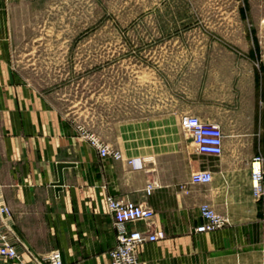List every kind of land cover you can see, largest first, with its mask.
Instances as JSON below:
<instances>
[{
	"label": "crops",
	"instance_id": "crops-1",
	"mask_svg": "<svg viewBox=\"0 0 264 264\" xmlns=\"http://www.w3.org/2000/svg\"><path fill=\"white\" fill-rule=\"evenodd\" d=\"M27 12V2L0 0V196L24 246L38 257L60 251L64 264H111L109 253L117 245L108 207L113 197L152 208V230L166 235L141 247L142 264H264V224L252 187V162L264 158V52L255 48L203 74L229 78L222 97L193 92L185 110L149 122L100 120L97 135L122 156L102 159L54 93L16 69L15 60L32 59L39 46L51 44L27 45L18 35V19ZM185 116L222 128L221 158L197 152L183 129ZM134 159L143 160V169L129 164ZM60 164L71 167L57 192ZM205 169L213 181L191 184V176ZM149 184L155 186L151 196ZM202 205L229 225L197 234ZM130 228L148 230L144 223Z\"/></svg>",
	"mask_w": 264,
	"mask_h": 264
},
{
	"label": "rangeland",
	"instance_id": "rangeland-1",
	"mask_svg": "<svg viewBox=\"0 0 264 264\" xmlns=\"http://www.w3.org/2000/svg\"><path fill=\"white\" fill-rule=\"evenodd\" d=\"M20 2L29 12L18 35L51 44L15 60L16 69L94 135L100 120L149 122L185 110L193 92L222 97L229 78L203 74L264 52V0Z\"/></svg>",
	"mask_w": 264,
	"mask_h": 264
},
{
	"label": "built area",
	"instance_id": "built-area-1",
	"mask_svg": "<svg viewBox=\"0 0 264 264\" xmlns=\"http://www.w3.org/2000/svg\"><path fill=\"white\" fill-rule=\"evenodd\" d=\"M20 1L23 0H6L8 3ZM182 125L184 131L192 138L200 155L212 158L223 156L225 135L219 125L206 124L196 116L183 117ZM77 128L81 138L89 142L102 159L108 157L115 160L122 159L121 154L100 137L89 133L82 126ZM129 164L136 170L144 167V162L140 159L130 160ZM212 181L213 172L209 169L198 171L191 176V184L194 185H207ZM252 187L253 195L261 206L264 224V158L262 156L254 158L252 162ZM154 189V184H149L146 189L147 195L151 196ZM108 207L117 228V245L109 253L111 264H142L141 247L166 237L164 232L151 228L155 218L154 210L143 204L125 202L113 197L108 198ZM200 214L204 223L196 229L197 234L213 233L229 225V220L216 213L209 205H202ZM12 217L11 208L2 202L0 196V264H64L60 251H53L46 257H38L25 247L14 230ZM137 223H144L148 230L130 228ZM20 248H23V252Z\"/></svg>",
	"mask_w": 264,
	"mask_h": 264
},
{
	"label": "water",
	"instance_id": "water-1",
	"mask_svg": "<svg viewBox=\"0 0 264 264\" xmlns=\"http://www.w3.org/2000/svg\"><path fill=\"white\" fill-rule=\"evenodd\" d=\"M69 167H71L70 164H60L58 166L59 182L55 185L57 192H60L61 187L64 185V174H63V171H64V169L69 168Z\"/></svg>",
	"mask_w": 264,
	"mask_h": 264
}]
</instances>
